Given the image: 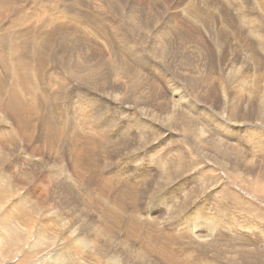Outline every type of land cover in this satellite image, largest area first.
<instances>
[{"label":"rangeland","instance_id":"374dc122","mask_svg":"<svg viewBox=\"0 0 264 264\" xmlns=\"http://www.w3.org/2000/svg\"><path fill=\"white\" fill-rule=\"evenodd\" d=\"M0 264H264V0H0Z\"/></svg>","mask_w":264,"mask_h":264},{"label":"bare ground","instance_id":"6f19581e","mask_svg":"<svg viewBox=\"0 0 264 264\" xmlns=\"http://www.w3.org/2000/svg\"><path fill=\"white\" fill-rule=\"evenodd\" d=\"M35 2V1H34ZM129 4V3H128ZM140 8V7H139ZM131 11V10H130ZM138 11V10H137ZM140 11V10H139ZM23 14V13H22ZM26 14V13H25ZM100 14V13H99ZM133 14H134V12H133ZM136 15V14H135ZM17 16V15H16ZM125 17V16H124ZM242 17V16H241ZM102 22V21H101ZM89 25V24H88ZM98 27V26H97ZM99 28V27H98ZM66 54V53H65ZM81 57V56H80ZM119 69V68H118ZM59 73V72H58ZM82 76V75H81ZM234 85V84H233ZM237 86V85H236ZM239 87V86H238ZM237 88V87H236ZM238 91V90H237ZM80 122V121H79ZM12 168V167H11ZM119 197V196H118ZM120 199V198H119ZM61 229V228H60ZM49 232V231H48ZM51 233V232H50ZM241 246V245H240ZM169 249H170V247H169Z\"/></svg>","mask_w":264,"mask_h":264}]
</instances>
